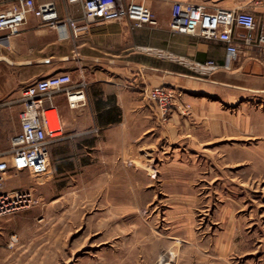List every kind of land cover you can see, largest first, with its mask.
I'll return each instance as SVG.
<instances>
[{
    "label": "rangeland",
    "instance_id": "1",
    "mask_svg": "<svg viewBox=\"0 0 264 264\" xmlns=\"http://www.w3.org/2000/svg\"><path fill=\"white\" fill-rule=\"evenodd\" d=\"M48 48L19 45L0 63V89L39 80L32 58ZM169 89L167 114L144 92L154 128L132 125L124 157L115 147L109 164L100 150L81 172L8 177L0 196L29 203L0 214V264H264V93L229 103L235 94L213 84L206 96Z\"/></svg>",
    "mask_w": 264,
    "mask_h": 264
},
{
    "label": "crops",
    "instance_id": "2",
    "mask_svg": "<svg viewBox=\"0 0 264 264\" xmlns=\"http://www.w3.org/2000/svg\"><path fill=\"white\" fill-rule=\"evenodd\" d=\"M134 1H142L149 7L155 16V25L134 29L126 22H95L76 37L69 33L68 38L60 39L57 32L40 26L30 16L18 36L0 44V63L10 65L13 64L10 55L19 45L41 42L50 49L32 58V64L41 67L36 78L67 73L76 86L79 79L88 85L84 89L85 104L78 108L71 109L63 95L54 97L65 124L72 127L65 130L66 140L50 148V161L45 170L52 172V177L65 168L81 172L90 162V166H95L92 159L98 157L100 150L106 158L103 164L110 163L109 156L115 147L117 155L124 157L125 146L130 149V141L135 140L131 137L132 125L140 134L154 128V105L144 97L150 88L163 86L186 96H206L205 90L213 84L235 94L228 97L229 103L240 101L246 97L244 94L264 93V50L257 45L264 25V0ZM176 2L204 5L210 12L219 9L253 14L257 24L252 33L253 42L246 45L247 32L235 26L232 35L239 49L238 57L228 70L224 69L225 43L178 34L170 29L171 8ZM34 3L36 6L53 3L61 18L79 19L81 15L79 4H70L68 0H34ZM78 24L83 27L81 21ZM58 44L61 48L52 47ZM208 61L220 67L205 74L202 66ZM13 92L0 89V152L20 131V109L12 104L19 93ZM115 137H118L117 145H114ZM87 161L88 164L84 163Z\"/></svg>",
    "mask_w": 264,
    "mask_h": 264
},
{
    "label": "built area",
    "instance_id": "3",
    "mask_svg": "<svg viewBox=\"0 0 264 264\" xmlns=\"http://www.w3.org/2000/svg\"><path fill=\"white\" fill-rule=\"evenodd\" d=\"M68 3L79 4V19L61 18L53 3L36 6L34 0H0V44L18 36L30 16L36 18L40 26L57 32L60 39L68 38L69 33L76 37L95 22H126L134 29L156 24L151 10L134 0L127 3L124 0H68ZM80 21L83 27L78 24ZM235 26L247 32L244 43L250 45L252 33L257 29L251 13L219 9L210 12L204 5L181 2L174 3L171 8L170 29L173 32L225 43L227 54L222 67L226 70L237 60L239 53L232 35ZM257 45L264 50V25ZM219 67L213 61L202 66L208 72ZM145 93L164 114L170 111L177 97L166 87L152 88ZM57 94L66 98L71 109L85 104L83 85L76 86L67 73L40 78L21 88L18 98L12 100V104L20 109V131L12 137L10 148L0 152V189L13 172L35 173L44 169L49 163L50 148L65 139L62 117L54 103ZM3 199H6L5 204ZM26 203L29 202L25 194H15L14 198L0 196V214L18 210Z\"/></svg>",
    "mask_w": 264,
    "mask_h": 264
},
{
    "label": "bare ground",
    "instance_id": "4",
    "mask_svg": "<svg viewBox=\"0 0 264 264\" xmlns=\"http://www.w3.org/2000/svg\"><path fill=\"white\" fill-rule=\"evenodd\" d=\"M3 59H4L5 61L9 62V63L11 62V61H10L9 59H7V58H3ZM2 203L5 204V203H6V199H3V200H2ZM174 240H175V239H174ZM177 249H178V248H177Z\"/></svg>",
    "mask_w": 264,
    "mask_h": 264
}]
</instances>
